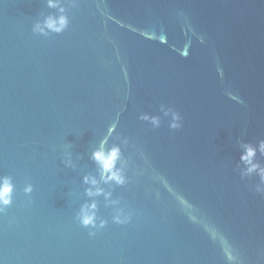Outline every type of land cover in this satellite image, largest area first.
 Listing matches in <instances>:
<instances>
[{
    "label": "water",
    "instance_id": "1",
    "mask_svg": "<svg viewBox=\"0 0 264 264\" xmlns=\"http://www.w3.org/2000/svg\"><path fill=\"white\" fill-rule=\"evenodd\" d=\"M61 3L67 28L41 36L47 0H0V175L16 187L0 264H264L238 145L264 139V0ZM101 142L126 161L127 182L102 185L115 206L85 194ZM93 199L107 224L89 237L75 217Z\"/></svg>",
    "mask_w": 264,
    "mask_h": 264
},
{
    "label": "clouds",
    "instance_id": "2",
    "mask_svg": "<svg viewBox=\"0 0 264 264\" xmlns=\"http://www.w3.org/2000/svg\"><path fill=\"white\" fill-rule=\"evenodd\" d=\"M48 8H55L58 11V15H48L42 20H37L32 25V32L41 36H47L49 33L60 34L68 26V16L65 14V8L62 6L61 0H47ZM165 116L171 112L172 120L169 127L177 129L180 127V117L174 111L170 109H161ZM140 119L149 121L153 127H159L160 118L156 116L149 117L144 114ZM240 148V164L243 165L240 168L241 178L252 180L253 176L257 177L259 183L255 185V192L264 196V163H261L257 159V153L260 156H264V139L258 140L255 144L242 142L238 140ZM99 170V180L95 176H84L83 183L89 185L85 189V194L92 198L102 195L107 204L113 206L117 205L119 201L111 199L112 193L105 191L102 187L103 184H115L122 186L127 182V178L124 175V166L126 161L122 159L120 147L113 145L111 148L105 149L104 142L95 148L90 157ZM118 163L120 166L118 167ZM66 166H71V160L65 161ZM16 191V187L12 181V178L8 175H0V214H3L5 210L13 203V196ZM25 195H29L32 192V185L26 183L22 189ZM96 201L93 199L90 202L83 204L78 213L76 214V221L82 228L89 229V237L96 235V232L103 229L107 221L100 219L96 214ZM130 216L123 213L119 208H116L115 214L112 216V223L117 225L127 224L130 221Z\"/></svg>",
    "mask_w": 264,
    "mask_h": 264
}]
</instances>
